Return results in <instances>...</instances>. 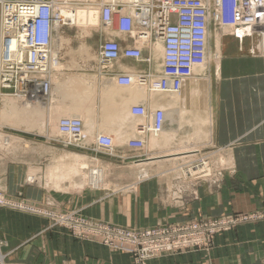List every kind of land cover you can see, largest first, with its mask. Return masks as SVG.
Wrapping results in <instances>:
<instances>
[{"label":"crops","instance_id":"crops-1","mask_svg":"<svg viewBox=\"0 0 264 264\" xmlns=\"http://www.w3.org/2000/svg\"><path fill=\"white\" fill-rule=\"evenodd\" d=\"M238 33L241 34L239 31ZM116 40L121 47L132 45L123 35ZM251 46L256 48L257 55L252 56L248 53ZM262 48L260 41L251 43L249 39L239 44L231 34L221 35L213 49L210 48L211 51L215 50L219 54V61L215 67L210 66L205 69L206 84L196 86L202 89L204 106H190L193 110L200 108V111L207 116L208 141L190 143V146L201 148L210 144L218 153L228 158L229 165L222 170L217 185L206 183L198 185L195 200H187L184 203L171 200L169 194L165 193L164 181L155 176L141 181L131 176L121 182L120 187L102 190L67 192L48 190L37 182L29 181L30 166L42 163L36 161L39 152L20 147L22 145L24 147V144L36 147V143L23 139L21 142L23 144H20L16 150L0 157V192L12 200L20 199L38 207L50 203L51 209L57 212H79L83 217L96 222L137 230L163 224L185 223L199 218L218 219L235 213L259 210L264 206V52ZM152 52L155 53L154 49L150 50V54ZM145 54L144 50L143 55ZM157 54L159 52L156 53L159 62L160 56ZM155 69V66L151 67V71ZM145 70L146 66L143 63L121 59L113 65L109 74L114 76ZM102 74L104 73L100 72L98 75L102 76ZM197 75L199 72L192 80L185 83L179 95H167L168 100L158 98L157 105L148 98L147 102L143 100L142 103L140 99L132 103L128 89L115 87L117 85H114L110 77H103L102 83L104 82L110 94L107 98L105 96L108 99L107 103H110L111 111L109 110L108 116L112 120L113 115L118 111L117 108L127 110V107L131 108V105H137L139 102L148 108V112L159 107L166 110L163 133L170 135L173 132L177 137L184 121L189 124L195 123L186 118L191 114L197 117V114L191 113V109L188 108L189 111H185L187 114L181 117L183 106L179 101L175 102L174 106L173 100L181 97L185 89H195L193 85L198 83ZM105 85H101L100 80L102 96L104 92L107 94L106 90H102ZM124 90L126 92H123ZM125 93L128 95L126 96ZM121 94L123 95L120 96ZM55 97L56 95L53 96ZM118 97L119 101L115 103L114 99L117 100ZM167 101L169 103H166ZM165 106L168 108L166 109ZM171 107L176 109L175 113L177 112L176 116L172 117L173 120L166 113ZM130 108L126 114L129 113ZM128 115L126 119L128 124L126 121L125 124L124 122L121 124L116 120L117 125L114 122V126L131 125L130 129L118 126L123 130L121 129V132L120 129H116L117 134L113 127V129L105 128L102 123L99 124L100 121H97L98 126L92 134H88L83 121L84 131L90 138L95 136L93 134H105L101 131L102 127L105 128L104 131L107 129L108 132L110 131L108 135L115 141L124 142L133 136L135 128V121ZM125 132L130 134L129 137ZM118 133L121 138L125 134L124 139L119 138ZM116 136L120 140H117ZM176 137L168 141L175 144L177 138L179 139ZM168 141L166 143L165 136L161 135L157 140L158 148L164 149L170 146L171 143L168 144ZM122 155L127 158L134 157L129 152H123ZM0 241L4 243L2 253L6 255L2 264H134L132 256L120 249L80 240L64 228L52 226L50 220L43 216L11 208H0ZM147 264H264V223L241 224L227 232L217 234L208 250L162 256L149 260Z\"/></svg>","mask_w":264,"mask_h":264},{"label":"built area","instance_id":"built-area-1","mask_svg":"<svg viewBox=\"0 0 264 264\" xmlns=\"http://www.w3.org/2000/svg\"><path fill=\"white\" fill-rule=\"evenodd\" d=\"M62 9L69 10V18L60 16ZM76 9L93 13L104 30L132 37L138 44V48L122 52L112 40L100 46L98 66L120 87L143 85L148 93L179 95L185 82L193 79L201 67L208 66L211 56L219 60V54L209 50L211 24L219 30L231 31L239 44L246 39L250 42L257 39L264 52V0H0V99L13 98L20 104L30 105L48 102L52 72L58 65L52 47L55 29L76 25L73 22ZM159 43L162 48L159 71L134 73L133 77L129 73L110 76V69L121 55L140 61L143 45L149 44L155 49ZM248 53L258 54L254 46ZM129 116L135 121L134 134L123 146L143 157L150 140H157L164 132L165 110L148 112L144 105L137 104L131 107ZM57 133V143L85 148L87 135L80 118L60 119ZM90 138L92 151L114 156L116 141L112 136L95 134ZM193 153L195 157L199 155V151ZM170 171L174 193H167L171 200L182 203L197 198L199 184L217 185L222 174V170L214 169L216 173L211 175L209 163L202 159ZM92 175L97 177L98 171H93ZM95 183L98 186V181ZM0 208L43 216L52 226L68 230L75 238L130 254L134 264H147L162 256L205 251L210 249L217 234L241 224L264 223V206L254 212L224 218H199L138 230L96 222L74 211L44 209L20 199H9L2 192ZM3 246L0 241V264L6 256L2 253Z\"/></svg>","mask_w":264,"mask_h":264},{"label":"rangeland","instance_id":"rangeland-1","mask_svg":"<svg viewBox=\"0 0 264 264\" xmlns=\"http://www.w3.org/2000/svg\"><path fill=\"white\" fill-rule=\"evenodd\" d=\"M206 1L210 2L211 0H206ZM56 28H57V29H55L56 34H55V38H54V40H55L54 41L55 42L54 48H56V52L54 51V48H53V53L55 54L53 56H55L57 58L58 65L55 67L54 71L52 72V76H54V78H56V79H54L56 81H54L52 76H51V80L53 83L52 85L57 86L58 82H59V84L65 83L67 81L68 77H74V78L78 77V78H83V79L85 78L86 79V80L84 79L85 81H87V79L89 78L90 80L88 79V81H90V82H88L89 84L86 83L85 86L86 87H88V85L91 86L90 91H92L93 93L92 92H91V94L86 93V97L83 98V92L81 91L82 92V93H80L81 99H78V101L82 100L81 102L84 104L81 103V105L84 106V109H86L85 111L91 110V113L92 112L94 113L91 117L94 116L95 121H100V122L102 121L103 123H105V125H104L101 122L102 125H104L105 128H107L106 126H108L107 121L109 120L108 119L109 118L108 113L110 110V105L106 101V100H108V99H106L107 97L105 98L104 95H103L104 97L100 95L101 94L100 93V87H99L100 80L103 81V77H107L104 74H102V76L98 75L101 72L100 67L98 66V60H97V56L99 53L100 46L103 44V42L112 40V41L117 42V44L119 45V49L122 52L124 50L129 49V48H138V44L133 40L132 37L125 36L129 39V41L131 42L132 45L129 47H121L119 42L116 40L119 38L120 35L113 34L112 32L109 33V31H103L104 29H103V27H101V25L98 21L96 22V25L94 27L93 26L90 27V29H89V27L87 29V28H84L83 26L78 27L76 25L60 26V27H56ZM82 31H84L85 34ZM224 34H231V36L234 37L233 34L231 33V31L219 30L218 28H214V26L212 24L210 25V44H209L210 45L209 46L210 53L213 51V50L211 51V49H213V47L216 45L218 38ZM61 38H62V40L60 42L59 39H61ZM57 41L59 43H57ZM253 42H258V40L254 39L251 43H253ZM58 45H60V46H58ZM82 49L83 50L85 49V53H84V51H82ZM144 50L146 51L145 55H143ZM150 50H151V46L149 44L143 45L141 47V60L140 61H137L134 59H127L123 55H121V57L115 62L114 65H116V63L120 62L121 59L133 60L134 62L143 63L146 66L145 71H140V72H136V73H145L146 72L145 74H147V73L152 74L154 72H157V71H159L160 61L157 62V58L154 57L153 55L151 57ZM152 51H153V48H152ZM87 56L89 58H87ZM149 58H152L151 62L150 61L148 62ZM213 58L214 57H212V56L210 57V60H209L210 63L208 64V66L206 68L201 67L200 70H198L199 75H197V77H196V78H198V80H196L198 83L194 85L195 87L200 85V84L202 86H204L206 84L207 80L205 78V76H206L205 74L207 71H205V69L210 68V66L215 67L219 61V60H217L215 58L213 59ZM214 60H215V62H214ZM155 65H156V69L151 72V67L155 66ZM214 67H213V69H214ZM121 74H123V73H121ZM84 76H86V77H84ZM82 86H80V87H82ZM85 86H83L81 89H83ZM95 88H96V90H94ZM74 91L76 92V88L74 89ZM72 92H73V90H72ZM202 95L203 94H202V89H201V94L199 95L198 99H196L194 101V105L196 107L204 106L203 105L204 99L202 98ZM152 96H154V95H152ZM93 97L95 100H93ZM164 97L166 98V100L169 99L167 97V95L164 96V94L163 95L157 94L156 96H154V98L153 97L151 98V96L149 95V99L150 100L153 99V100H151V102L153 101L152 103H155V104H156V101L158 100V98L164 99ZM69 98L64 99V101H60V102L58 101V99L53 98L54 99L53 101L55 102V103H53V107L58 106V104L60 106L63 103L62 106H66L67 108L68 107L70 108L72 106V104H74L73 99L75 97H72L71 99H69ZM4 99H5V101H7V100H11L13 98L0 99V111L4 108V106H3ZM15 100L16 99H14V101ZM92 100H93V102H92ZM15 102L21 106V104H19L20 102L18 100H16ZM50 102H51V99L48 100V104L47 103H45V104H47V106H49ZM101 102H102V104H101ZM94 103H95V105H94ZM87 106H88V108H87ZM91 106H92V108H91ZM103 107L105 109H103ZM101 108H102V110H101ZM190 109H191V113L193 112V113L197 114V117L194 118V115L191 114V116L189 118H186V119H189L190 121H192L194 119L193 121L195 123L190 122L191 124H189L187 122H183V124L181 125L182 126L181 131L177 135V137H179V139L177 138V140L175 141V144L171 143L170 146L165 147L163 149V148H158L157 143H156L157 147H154L155 145H153V143H155L157 141L153 140L154 141L153 142L152 140H150L151 143H149L148 148L146 150V153L144 154L143 157H141L137 153L131 152L129 149H127L126 147L123 146L124 142H120V141L115 142L116 150H115L114 156H108V155H105L104 153L92 151V148L90 147L89 139H88L89 143H87L88 141L85 140L86 145H84L85 148L82 150L75 148V147L63 146L62 144L57 143V136L58 135H56V134H58V133H57L56 127H57L58 122H56V121H59V120L54 121L55 122L54 124L56 125L54 127V129H56V130H54V129L51 130L50 128L48 129V127H47V130L45 128H43V130H41V131H39L38 129H34V128L33 129H27L25 127H14V126H11L9 124H8L9 126L8 125L5 126L0 121L1 122L0 123V134H4L6 136L10 135V136H13L15 138L20 139V141H17L18 143L15 142V144L11 145V146H4L2 143H0V155H1L0 157H3V155L9 154L11 151L16 150V148L19 147L20 144L21 145L23 144V143H21L22 139L26 140V141H33L36 143V145H37L36 147H31L28 144H24V147H23V145L20 146L23 149L24 148L25 149L31 148V149L36 150L37 153L39 152L38 153L39 157L38 156L36 157V161L38 160L39 163H42V164H37L35 166L34 165L30 166V171L34 170V172L31 171L32 174L29 173L30 174L29 181L30 182L32 181L33 183L37 182L38 184H41L44 188H46L48 190H54V191H60V192L61 191L67 192V191H72V190H87V189L102 190V189H108V188H116L118 186L120 187V185H121L120 183L121 182L123 183L125 180H128L129 178H131V176L133 178L134 177L137 178L136 180H138V181L144 180L146 178H150L151 176H155V177H159L161 180L164 181V184H165L164 186L166 189L165 193L170 191L172 194V193H174V188H172L173 187L172 186L173 173L170 170L174 169L175 167L180 166L182 164L191 163V161H194V160L196 161V160L202 159V161L206 160L209 163V171H210L211 175H214L216 173V172H214V169L224 170L229 165V162L227 160L228 158H225L223 155L218 153L217 149H215L210 144L205 146V147H201V148H197L196 146H190V143L196 142L198 144V143H202L204 141H208V133L206 131V127L208 125L207 124V122H208L207 116H205L202 113V111H200V108H198V109L195 108V110H193V108H190ZM83 112H84V110L81 111V113H80L81 115L78 114L79 117L82 115L83 116L85 115V114H83ZM83 116L80 118H83ZM65 117L66 116H64V118ZM73 117H77V116H73ZM66 118H69V117L67 116ZM60 119H62V118L60 117ZM86 119L87 118H83L82 120L86 121ZM198 123H200V125ZM193 124H194V126H193ZM190 125H192V126H190ZM197 125H199V126H197ZM109 126H110V124H109ZM111 126L114 127V129L117 128L114 125H111ZM189 128H191V130L192 129L193 130L190 131V130H188ZM194 128H196L198 131L196 132V130ZM49 131L50 132L53 131L52 134L49 135V133H50ZM54 133L56 136L54 135ZM103 133L109 134L107 131H103ZM86 138H88V136H86ZM180 140L183 142H181ZM186 141H188V142H186ZM194 151H199V155L197 157L194 156V155H196L193 153ZM123 152H129L134 157L127 158V157L122 155ZM67 153H68V156H67ZM190 153H192V154H190ZM73 154H75L76 156L78 155L80 157V159L81 160L83 159V160L80 161L82 163L78 162V163H80L79 164L80 166H77L78 172H75V173H77V176L71 175V177H72L71 178L70 175H68L69 174L68 171L70 168V167L68 168V166H72L74 163V161L72 160V159H74ZM63 155H66V157H68V158L62 157ZM61 158H63V161L64 160L66 161V159H68V160H70L71 158L72 159L69 161L70 163L68 162V160L65 163V161L64 162L61 161L62 160ZM64 158H66V159H64ZM85 158L86 159L88 158V159L86 160ZM60 161H61V163H59ZM71 161H73V162H71ZM86 161H88L89 163ZM60 164H62L61 168H59L60 171H58V169L57 170L53 169V168H55L54 165H56V168H58L57 166L60 167ZM81 164H85V165L87 164L86 165L87 167H81ZM63 165L66 166L65 171H63L64 170L63 167H65ZM95 170H97V171L99 170L98 176L96 177L97 179L95 178V176L92 177V175H91L92 172ZM89 171H91V172L89 173ZM100 171H102L103 173H100ZM50 172L51 173L54 172V174H51ZM130 172L132 173V175ZM134 172H135V174H133ZM47 173H48V175H47ZM58 174L59 175H61V174L65 175V177L63 179H58V177H56V176H58ZM89 174L91 175V177ZM66 175L70 179H68L66 177ZM84 175H86L87 177L89 176L91 181L89 180V177L87 179V177ZM54 177L57 180L52 179ZM82 177H85V179L87 181H84L85 179H82ZM98 178H99V180H98ZM46 180H48V181H46ZM61 180L64 182L63 186L60 185V184H63V182ZM72 180H73V182H72ZM97 180H98V186H96V183L95 184L93 183L94 181H97ZM101 181H102V184H100ZM82 182L85 185H83ZM88 182H90V183H88ZM91 183H92V185H91ZM93 184L96 187H94ZM68 186H70V187H68ZM167 195H168V193H167ZM170 198H172V197H170ZM46 207L51 209V205L50 206L46 205L42 208L45 209ZM55 212H57V211H55ZM71 212H73V211H71Z\"/></svg>","mask_w":264,"mask_h":264},{"label":"bare ground","instance_id":"bare-ground-1","mask_svg":"<svg viewBox=\"0 0 264 264\" xmlns=\"http://www.w3.org/2000/svg\"><path fill=\"white\" fill-rule=\"evenodd\" d=\"M60 16L62 17V18H69V16H70V12H69V10L68 9H62V10H60ZM98 21V17H96L95 15H93V13H91V12H88L87 10H79V9H76V13H75V16L73 17V22L76 24V26H78V27H84V28H87L88 29V27H89V29H90V27H94L95 25H96V22ZM99 22V21H98ZM95 24V25H94ZM99 26V25H98ZM96 28V27H95ZM57 29V28H56ZM83 29V28H82ZM98 29V28H97ZM56 31V30H55ZM58 31V30H57ZM85 31V30H84ZM84 31H82L84 34H85V32ZM88 31V30H87ZM90 31V30H89ZM103 31H106V30H103ZM239 32H241L242 33V30H239ZM110 33V32H109ZM107 34V33H106ZM114 34V33H113ZM112 35V34H111ZM59 37V36H58ZM60 38V37H59ZM58 40V39H57ZM60 40V42H61V40H62V38L61 39H59ZM58 40V41H59ZM55 40H53V43H52V47L54 48V46H55V42H54ZM57 41V43H59ZM58 46H60V45H58ZM152 49V48H151ZM88 50V49H87ZM54 51L56 52V48H54ZM82 51H84V53H85V49L83 50L82 49ZM159 52V54H157V55H161V52H162V48H161V46L159 45V44H157V46H155V50H154V52L155 53H151V57H152V55L154 56V57H157L156 56V53L157 52ZM87 53V52H86ZM89 54V53H88ZM87 54V55H88ZM53 55H55L54 53H53ZM90 56V55H89ZM87 58H89L88 56H87ZM214 59V58H213ZM214 62H215V60H214ZM157 65V64H156ZM156 65H155V68H156ZM211 65V64H210ZM158 66V65H157ZM113 68V67H112ZM159 69H160V67H159ZM130 72V71H129ZM152 72V71H151ZM198 72V71H197ZM196 72V73H197ZM136 73V72H135ZM146 73V72H145ZM78 75V74H77ZM129 75L130 76H134V73L133 72H130L129 73ZM81 76V75H80ZM83 76V75H82ZM84 77H86V76H84ZM52 78H53V80L54 79H56V78H54V76H52ZM88 78V77H87ZM85 79V78H84ZM83 78H74V77H68L67 78V81L65 82V83H60L59 84V82H58V84H57V86H53L52 88L53 89H51V94H50V99H51V102H50V104H49V106H47V104H48V102H47V104H45V103H40V104H28V103H24V104H21V106L20 105H18L15 101H14V99H11V100H7V101H5V99H4V104H3V106H4V108L0 111V121L2 122V124H4L5 126L6 125H11V126H14V127H25V128H27V129H38L39 131H41V130H43V128H45L46 130H47V127H48V129L50 128L51 130H53L54 129V127L56 126L54 123V121L55 120H60V117L61 118H64V116H68L69 118H73V116H77V118H80V117H82V116H80L79 117V115L78 114H80L81 113V111L82 110H84V112H83V114H85L84 116H83V118H87L86 119V121H84L85 122V125H86V129H88L87 130V132H88V134H92V132H93V130L95 131V129L97 128L96 126H98V122L97 121H95L94 119V116L93 117H91L94 113L92 112L91 113V110H88V111H85L86 109H84V106L83 105H81V101L79 100L78 101V99H81V97H80V93H82L83 92V98H85L86 97V93H90L91 94V92L92 91H90L91 89H90V87L91 86H89L88 85V87H86L85 86V84L86 83H88V82H90V81H88V79H87V81H85ZM102 79V78H101ZM108 79V78H107ZM90 80V79H89ZM93 80V79H92ZM104 80V79H103ZM106 80V79H105ZM192 80V79H191ZM52 81V80H51ZM54 81H56V80H54ZM53 81V82H54ZM61 81V80H60ZM110 81V80H109ZM190 81V80H189ZM189 81H187V82H189ZM194 81V80H193ZM106 82V81H105ZM111 82V81H110ZM112 82H114V81H112ZM111 82V83H112ZM93 83V82H92ZM107 83V82H106ZM186 83V82H185ZM53 84V83H52ZM89 84V83H88ZM105 85L104 84V82L102 83V80H101V85ZM108 84V83H107ZM116 83L114 82V85H115ZM85 86L83 89H81L83 86ZM96 85V84H95ZM112 86H113V83L111 84ZM117 85V84H116ZM185 85V84H184ZM193 85V84H192ZM80 86H82V87H80ZM194 86V85H193ZM192 86V87H193ZM96 87V86H95ZM103 87V86H102ZM101 87V88H102ZM109 87H110V85H109ZM115 87H118V85L117 86H115ZM76 88V92L74 91V89ZM88 88V89H87ZM113 88V87H112ZM111 88V89H112ZM119 88V87H118ZM123 88V87H122ZM124 89H128L129 90V92L128 93H130V99H131V101H132V103L133 102H137L138 100H140V99H142L141 101H142V103L144 102L143 100H145L146 101V99L148 98L149 99V95L151 96V98L153 97L154 98V96H156L155 94H152V93H148L147 92V90H146V88L143 86V85H141V87L140 86H129V88H127V87H124ZM72 90H73V92H72ZM94 90H96V88L94 89ZM102 90H106L107 91V94L104 92L103 93V95L104 96H106V97H108V96H110V94H109V92H108V88L106 87V85H105V87H104V89H102ZM186 91L184 92V94L180 97L179 96V98H174V100H173V103H174V106H175V102H177V101H179V102H181V104H182V106H183V111H181V117H182V115L183 114H187V112H185L186 110H188L189 111V109L188 108H190V106L192 107H194L195 105H194V101L196 100V99H198V97H199V95L201 94V89L200 88H196L195 87V89H193V88H188V89H185ZM82 91V92H81ZM72 92V93H71ZM118 92V91H117ZM123 92H126L125 90L123 91ZM85 93V94H84ZM93 93V92H92ZM120 93H122V92H120ZM95 94V93H94ZM97 94V93H96ZM109 94V95H108ZM54 95H56V97H58V101L60 102V101H64V99H67V98H69V99H71L72 97H75L74 99H73V101H74V104H72V106L68 109L66 106H62L63 105V103L59 106V104H58V106H55V107H53V103H55L53 100V96ZM101 96H102V92H101V94H100ZM99 95V96H100ZM123 94H121L120 96H122ZM125 95H126V93H125ZM128 95V94H127ZM126 95V96H127ZM152 95H154V96H152ZM95 96V95H94ZM103 96V97H104ZM116 96H118V95H116ZM115 96V97H116ZM164 96H165V94H164ZM55 97V99H57ZM88 97V96H87ZM102 97V98H103ZM114 97V98H115ZM158 97V96H157ZM168 97V96H167ZM101 98V97H100ZM165 98V97H164ZM3 99V98H2ZM8 99H10V98H8ZM49 99V100H50ZM61 99V100H60ZM91 99V98H90ZM110 99V98H109ZM124 98H122V100H123ZM125 99H127V98H125ZM129 99V98H128ZM127 99V100H128ZM129 99V100H130ZM166 99V98H165ZM13 100V101H12ZM93 100H95L94 99V97H93ZM93 100H92V102H93ZM101 100V99H100ZM115 101V103H116V101H119V97L117 98V100L116 99H114ZM122 100H120V102H122ZM151 100H153V99H151ZM172 99L170 98V100L169 101H171ZM57 101V100H56ZM67 101V100H66ZM65 101V102H66ZM69 101V100H68ZM103 101V100H102ZM107 101V100H106ZM169 101H167L166 103H169ZM64 102V103H65ZM86 102V101H85ZM98 102V101H97ZM128 102V101H127ZM147 102V101H146ZM151 102V101H150ZM153 102V101H152ZM158 102V101H157ZM178 102V103H179ZM19 103V102H18ZM69 103V102H68ZM72 103V102H71ZM96 103V102H95ZM95 103H94V105H95ZM124 103V102H123ZM122 103V104H123ZM140 103V102H139ZM138 103V104H139ZM165 103V104H166ZM20 104V103H19ZM82 104H84V103H82ZM92 104V103H91ZM101 104H102V102H101ZM107 104V103H106ZM110 104V103H109ZM120 104V103H119ZM145 104V103H144ZM151 104V103H150ZM51 105V106H50ZM56 105V104H55ZM70 105V104H69ZM117 105V104H116ZM127 105V104H126ZM129 105H131L130 103H129ZM143 105V104H142ZM157 105V104H156ZM159 105V104H158ZM101 106V105H100ZM105 106V105H104ZM148 106V105H147ZM152 106V105H151ZM150 106V107H151ZM115 107V106H114ZM121 107H123V106H121ZM125 107V106H124ZM123 107V108H124ZM131 107H132V105H131ZM146 107V106H145ZM149 107V106H148ZM166 107V106H165ZM87 108H88V106H87ZM91 108H92V106H91ZM98 108V107H97ZM128 108H130V106L129 107H127L126 109L128 110ZM155 108V107H154ZM168 107H166V109H167ZM175 108H178V107H175ZM100 109V108H99ZM103 109H105L104 107H103ZM118 109V111H116V114L115 115H113V117H112V120L110 119V118H108V119H110V120H106L108 123V126H109V124H111V125H114V122L116 123L117 121L116 120H118L119 121V123L121 122V124H123L122 122H124V121H126V119H127V114H130V110L128 111L129 113H127L126 114V111L127 110H125V109H123V110H120L121 108H117ZM131 109V108H130ZM146 109H148V108H146ZM156 109V108H155ZM158 109H159V107H158ZM179 109V108H178ZM94 110V109H93ZM101 110H102V108H101ZM100 110V111H101ZM116 110V109H115ZM169 110V109H168ZM181 110V109H180ZM179 110V111H180ZM95 111V110H94ZM111 111V110H110ZM114 111V110H113ZM154 110H151V112H153ZM166 111V110H165ZM175 111H176V109H172V107L170 108V110L168 111V112H166V113H168V116L171 118V120H173V116L177 113H175ZM114 113V112H113ZM193 113V112H192ZM100 114V113H99ZM109 114H110V112H109ZM81 115V114H80ZM188 115H190V114H188ZM63 116V117H62ZM103 116V115H102ZM105 116V115H104ZM129 116V115H128ZM176 116V115H175ZM196 116V115H195ZM194 116V118H196ZM65 117V118H66ZM109 117V116H108ZM83 118H80L81 120L83 119ZM93 118V119H92ZM48 119V120H47ZM130 119H132V118H130ZM178 119H180L179 117H178ZM182 119V118H181ZM133 120V119H132ZM189 120V119H188ZM194 120V119H193ZM104 121V120H103ZM181 121V120H180ZM0 122V123H1ZM56 122H58V121H56ZM102 122V121H101ZM101 122H99V124L101 123ZM127 122V124H128V121H126ZM126 122H124V124L126 123ZM130 122V121H129ZM134 122V121H133ZM185 122V121H184ZM187 122V121H186ZM103 123V122H102ZM118 123V124H119ZM170 123V122H169ZM57 124V123H56ZM179 124V123H178ZM185 124V123H184ZM187 124V123H186ZM199 125H200V123H198ZM8 125V126H9ZM104 125H105V123H104ZM116 125H117V123H116ZM134 125V124H133ZM170 125V124H169ZM199 125H197V126H199ZM106 126L107 128H111V129H113L112 128V126ZM118 126H122V127H124L125 125H118ZM118 126H115V127H117L116 129H120V127L118 128ZM129 126H131V125H129ZM126 127V129L128 130V128L130 129V127ZM189 126V125H188ZM190 126H192V125H190ZM193 126H194V124H193ZM101 127V126H100ZM100 127H98V129L100 128ZM105 127V126H104ZM122 127H121V129H122ZM102 128V127H101ZM181 128V127H180ZM56 129H57V127H56ZM56 129H54V130H56ZM105 129V128H104ZM104 129L102 130V131H104ZM115 129V130H116ZM119 130V131H121L122 132V130ZM125 129V128H124ZM133 129V128H132ZM115 130H113L114 132H115ZM117 130V131H118ZM177 130H178V128H177ZM106 131V130H105ZM117 131L115 132L116 134H117ZM124 131H126V130H124ZM173 131V130H172ZM198 130L196 129V132H197ZM50 132V131H49ZM53 132V131H52ZM52 132H50L49 133V135L50 134H52ZM98 132H100V131H98ZM107 132H108V129H107ZM110 132V131H109ZM108 132V133H109ZM112 132V131H111ZM121 132H119L120 134H121ZM134 132V131H133ZM165 132V131H164ZM174 132H176V131H174ZM85 133H86V131H85ZM113 133V132H112ZM119 133H118V135H119ZM126 133V132H125ZM129 133V132H128ZM131 133V132H130ZM167 133H169L168 131H167ZM46 134V133H45ZM87 134V133H86ZM124 134V133H123ZM127 134V133H126ZM175 133H171L170 135L169 134H166V133H162V136H165V140H166V143H167V141H168V139H173L174 140V137L176 136H174L173 137V135H174ZM54 135H55V133H54ZM57 135V134H56ZM55 135V136H56ZM93 135H95V134H93ZM113 135H114V133H113ZM117 135V136H118ZM128 135V134H127ZM130 135V134H129ZM129 135H128V137H129ZM132 135V134H131ZM115 136V135H114ZM116 136V137H117ZM120 137L119 138H121V135H119ZM124 136H125V134H124ZM124 136H122V138L124 137ZM188 136V135H187ZM199 136V135H198ZM6 137V138H5ZM90 137H92V136H90ZM127 137V136H126ZM131 137V136H130ZM190 137V136H189ZM188 137V138H189ZM121 138V139H122ZM160 138V137H159ZM158 138V139H159ZM177 138V137H176ZM88 139H89V137L88 138H86L85 140H87L88 141ZM91 139V138H90ZM124 139V138H123ZM127 139V138H126ZM130 139V138H129ZM157 139V140H158ZM162 139V138H161ZM210 139V138H209ZM117 140H120V139H118V137H117ZM156 140V141H157ZM17 141H20V139H18V138H15V137H13V136H6V135H4V134H0V143H2L4 146H11V145H14L15 144V142L16 143H18ZM86 141V142H87ZM124 141V140H123ZM153 141V140H152ZM164 141V140H163ZM170 141V140H169ZM168 141V142H169ZM181 141V140H180ZM179 141V142H180ZM154 142V141H153ZM181 142H183V141H181ZM186 142H188V141H186ZM87 143H89V141L87 142ZM150 143H151V141H150ZM156 143L157 142H155V143H153V145H155L154 147H157L156 146ZM163 143H165V141L163 142ZM162 143V144H163ZM171 142H169L168 144H170ZM181 144V143H180ZM160 145V144H159ZM183 145V144H182ZM164 146V145H163ZM176 146V145H175ZM3 147V146H2ZM159 147V146H158ZM165 147V146H164ZM6 148V147H5ZM70 155V154H69ZM67 156H68V153H67ZM72 156V155H71ZM62 157H66V155H63ZM66 158H68V157H66ZM66 158H64V159H66ZM73 158L74 159H72L73 161H74V163H73V165L72 166H68V168H69V171H68V175H70V177H71V175H76L77 176V173H75V172H78L77 171V166H80L79 164L80 163H82V162H80V161H82L81 159H80V157L77 155H75V154H73ZM82 158V157H81ZM62 160L61 161H63V158H61ZM70 159V158H69ZM70 159V160H71ZM86 159V158H85ZM88 159V158H87ZM86 159V160H87ZM68 159H66V161H67ZM70 160H68V162L70 161ZM61 161L59 162V163H61ZM65 161V160H64ZM63 161V162H64ZM66 161H65V163H66ZM73 161H71V162H73ZM96 161V160H95ZM220 161V160H219ZM229 161V160H228ZM78 162H80V163H78ZM84 162V161H83ZM86 162H88V161H86ZM70 163V162H69ZM68 163V164H69ZM89 163V162H88ZM57 164V163H56ZM61 165L62 164H60V167L59 166H57L58 168H56V165H54L55 166V168H53V169H58V171H60L59 170V168H61ZM87 165V164H86ZM85 164H81V167H87ZM63 166H65V165H63ZM64 168V170L63 171H65V168H66V166L65 167H63ZM80 170V169H79ZM32 172H34V170H31ZM31 171H30V173H31ZM99 171V170H98ZM57 172V171H56ZM62 172V171H61ZM91 171H89V173H90ZM51 173V172H50ZM59 173V172H58ZM63 173V172H62ZM81 173V172H80ZM100 173H103L102 171H100ZM32 174V173H31ZM51 174H54V172L53 173H51ZM60 174V173H59ZM58 174V176H56V177H58V179H63L64 177H65V175H59ZM30 175V174H29ZM47 175H48V173H47ZM57 175V174H56ZM79 175V174H78ZM82 175V174H81ZM90 175V174H89ZM92 175V174H91ZM91 175H90V177H91ZM50 176V175H49ZM53 176V175H52ZM84 176H86V175H84ZM41 177V176H40ZM51 177V176H50ZM66 177H67V175H66ZM74 177V176H73ZM87 177V176H86ZM89 177V176H88ZM88 177H87V179H88ZM90 177H89V180H90ZM92 177H93V175H92ZM68 178V177H67ZM66 178V179H67ZM72 178V177H71ZM96 178V177H95ZM94 178V179H95ZM52 179H56L55 177L54 178H52ZM68 179H70V178H68ZM74 179V178H73ZM82 179H85V177H82ZM97 179V178H96ZM102 179V178H101ZM100 179V180H101ZM137 179V178H136ZM57 180V179H56ZM93 180V179H92ZM98 180H99V178H98ZM97 180V181H98ZM46 181H48V180H46ZM62 181V180H61ZM84 181H87L86 179L84 180ZM91 181V180H90ZM28 182V181H27ZM60 182V181H59ZM63 182V181H62ZM72 182H73V180H72ZM48 183V182H47ZM50 183V182H49ZM80 183V182H79ZM78 183V184H79ZM88 183H90V182H88ZM94 183V182H93ZM73 184V183H72ZM82 184L83 185H85L83 182H82ZM100 184H102V181L100 182ZM99 184V185H100ZM60 185H64V182H63V184H60ZM74 185V184H73ZM88 185V184H87ZM91 185H92V183H91ZM93 186L94 187H96L94 184H93ZM68 187H70V186H68ZM103 187V186H102ZM62 192V191H61Z\"/></svg>","mask_w":264,"mask_h":264}]
</instances>
